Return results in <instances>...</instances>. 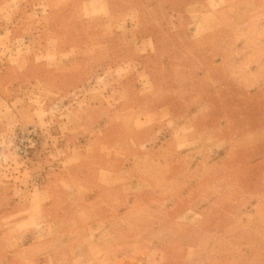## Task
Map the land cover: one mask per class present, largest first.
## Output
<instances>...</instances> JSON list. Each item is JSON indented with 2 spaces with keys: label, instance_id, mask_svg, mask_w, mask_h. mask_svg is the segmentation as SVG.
<instances>
[{
  "label": "rangeland",
  "instance_id": "374dc122",
  "mask_svg": "<svg viewBox=\"0 0 264 264\" xmlns=\"http://www.w3.org/2000/svg\"><path fill=\"white\" fill-rule=\"evenodd\" d=\"M72 1L0 0V264H69L72 252L77 264H244L241 219L264 193V0H112V15L91 20ZM214 9L222 17L212 29ZM79 25L121 30L83 36ZM131 37L155 47L139 53ZM56 40L78 47V61ZM137 114L140 131L123 135L117 121ZM102 115L104 154L126 157L110 164L123 171L118 191L113 180L104 194L90 183L94 192L44 195L58 207L21 206L13 187L42 185L46 170L99 172L70 166L69 153L77 143L93 154ZM127 158L141 181L121 187Z\"/></svg>",
  "mask_w": 264,
  "mask_h": 264
},
{
  "label": "crops",
  "instance_id": "0c3cea01",
  "mask_svg": "<svg viewBox=\"0 0 264 264\" xmlns=\"http://www.w3.org/2000/svg\"><path fill=\"white\" fill-rule=\"evenodd\" d=\"M112 0H73V7H75L76 12L78 13V17L80 20H91L93 18H102V17H108L112 15L113 12V7H112ZM121 5H118V9H121ZM134 11V10H133ZM264 11H262L263 13ZM209 16L212 17L214 25L215 22L217 23V26H214L215 29L216 27L219 26V22L221 20V10L220 9H214L210 11ZM246 16V15H245ZM261 24V27L264 29V15ZM261 16V17H262ZM249 17V16H248ZM247 18V17H246ZM78 33L81 35H87L90 33H98V32H104V34H109V33H117L118 31L121 30V28H117L116 26H107L104 25V28H101L100 30H85L83 25L78 26ZM126 32L133 33L134 32V27L130 26L129 24L126 25L125 27ZM211 30V29H210ZM135 43V47L137 52L143 53L142 52V45L144 43H150L152 44V47H155V41L154 38L152 37H143L139 38L135 42V38L131 37L129 40L125 43L126 46H129L132 44V46ZM54 49L58 50L59 54H64L65 52L70 53V57H72V60L74 62L78 61L77 58V53L76 50L78 47H74L72 42H65V41H60L56 40L54 43ZM150 52L149 48H145L144 52L147 51ZM76 53V54H75ZM113 79H116L115 76H111ZM101 97H104V92H99ZM102 102V100H101ZM96 103V107H101L103 106V103ZM163 110V107H161L158 111ZM71 113H77V112H84L85 108L82 106H77V105H72L71 109H69ZM113 111V110H112ZM120 112L124 111V108L121 109L120 107H116V109L113 112ZM142 114H137L134 116H131L127 119H120L117 121L118 127L123 135H135L140 131L141 129V117ZM111 117H108V119ZM114 120L113 122H115ZM160 119L155 121L159 122ZM99 128H100V134L95 137L97 142H99L100 145L95 146L93 148V154L90 155L86 152V145L84 149L78 145L77 143H74V150L70 152L69 154V163L70 166H75L77 161L80 163H86V162H92L96 163L99 166V172H95L93 174H90V172L83 173L79 175L80 172H77V169L74 171L70 172L69 176L66 177L65 174L61 173L60 171H57L55 168L50 170H46V172H42V185L38 183L37 185H25L21 187H13L12 193L14 197L18 199V203L21 206L24 207H36L37 209H42L44 210L45 208H49L51 206L53 207H58L56 201H49L46 200L44 197L45 194H48V197L50 195L55 196L56 193L59 191H67L66 192H74V191H83L86 193L94 192V190L90 189V183L94 185L96 190L98 189L101 194H104V183L109 184L112 180L114 181L115 187L114 190L116 191L119 186L118 183L120 180L124 178L123 176V171H112L110 170V164L112 162H119L123 161L126 159L123 154L118 151L116 153L112 154H104V116L102 115L99 122H98ZM155 140V139H154ZM90 142V141H89ZM119 142V141H118ZM58 165H60L63 162V158L61 156L57 157L55 160ZM127 161H130L128 165V169L126 171L127 176L130 178L128 180H123L122 185H128V184H136L141 181V178L139 176V171H136L135 169L138 167V160L136 158L129 159L127 158ZM74 164V165H73ZM86 167V166H85ZM74 168V167H73ZM80 170V169H79ZM105 170V171H104ZM104 172H105V177L106 181H104ZM95 174V175H94ZM94 175V176H93ZM51 176H54L55 178L50 182H46V178H49ZM65 176V177H64ZM66 178H68V182H66ZM94 179V181H93ZM46 182V184H43ZM78 182V183H77ZM82 183V184H81ZM78 184H81L82 190L77 189ZM74 187V189H73ZM124 190V189H123ZM118 191V190H117ZM17 193V194H16ZM18 193L20 194L18 196ZM37 194V199L34 200V195ZM89 201H86L83 205L81 206H75L74 204L68 205L69 208H88L90 207ZM53 204V205H51ZM92 205V204H91ZM113 208L112 206H110ZM116 207V206H114ZM100 208L104 209V203L102 202L100 204ZM248 211L246 215L241 219V222L249 227L250 233L245 234V242L239 245V248L237 249V256L244 260V264H254L250 263L252 261L253 257H261L262 260L259 263L255 264H264V193H262L256 200L255 205H252V208L248 209V206L246 208ZM104 217L101 218L100 223H104ZM252 230H255L256 233H252ZM43 237H39L38 240H44ZM257 242L260 244L259 247H257ZM87 252L88 250L86 248H82L80 251V254L86 259L87 258ZM43 254L40 255H46L44 252ZM49 254V253H48ZM69 255V254H68ZM70 262L69 264H77L76 256L77 252H72L70 253ZM39 264H47L45 260H40Z\"/></svg>",
  "mask_w": 264,
  "mask_h": 264
},
{
  "label": "built area",
  "instance_id": "2783aa9c",
  "mask_svg": "<svg viewBox=\"0 0 264 264\" xmlns=\"http://www.w3.org/2000/svg\"><path fill=\"white\" fill-rule=\"evenodd\" d=\"M38 136V130L36 127H33L26 134H24L20 138V142L18 144V150L20 153H26L28 148H30L34 144V140Z\"/></svg>",
  "mask_w": 264,
  "mask_h": 264
}]
</instances>
